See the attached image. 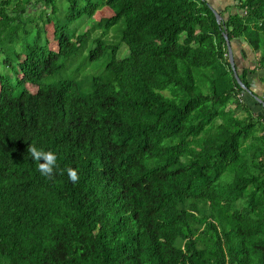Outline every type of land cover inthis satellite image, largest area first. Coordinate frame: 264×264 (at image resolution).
<instances>
[{"label": "trees", "instance_id": "16d2710c", "mask_svg": "<svg viewBox=\"0 0 264 264\" xmlns=\"http://www.w3.org/2000/svg\"><path fill=\"white\" fill-rule=\"evenodd\" d=\"M234 2L0 0V264H264V107L223 35L264 83V0Z\"/></svg>", "mask_w": 264, "mask_h": 264}, {"label": "clouds", "instance_id": "9594fccd", "mask_svg": "<svg viewBox=\"0 0 264 264\" xmlns=\"http://www.w3.org/2000/svg\"><path fill=\"white\" fill-rule=\"evenodd\" d=\"M29 151L31 152L33 159L40 161L38 168L41 174L51 177L54 174L57 164L56 153L51 150L45 151L42 148L37 147L35 144L29 146ZM68 176L72 181L78 179L77 171L72 168L68 169Z\"/></svg>", "mask_w": 264, "mask_h": 264}, {"label": "water", "instance_id": "95a60500", "mask_svg": "<svg viewBox=\"0 0 264 264\" xmlns=\"http://www.w3.org/2000/svg\"><path fill=\"white\" fill-rule=\"evenodd\" d=\"M208 1V0H207ZM209 5V7H210V9L212 10V12H213V14H214V16H215V19H216V22L218 23V22H220V20L223 18L222 16H221V14H220V11H221V8H219V6H211L210 4H208ZM223 35H224V38H225V40H226V45H227V55H228V61H229V63H230V66H231V68H232V70H233V74H234V77H235V79H236V81L238 82V84L240 85V87H241V92L242 93H248V94H250L251 96H253V98L257 101V102H259L263 107H264V101L262 100V98H260V97H258L253 91H251L252 90V88L250 89V88H247V86H245L243 83H242V81L239 79V77H238V75H237V72H236V70H235V62H236V60H235V57H234V54H233V51H232V48H231V41H229L228 39H227V35H226V33H223ZM250 87H253V81L251 82V84H250Z\"/></svg>", "mask_w": 264, "mask_h": 264}, {"label": "rangeland", "instance_id": "374dc122", "mask_svg": "<svg viewBox=\"0 0 264 264\" xmlns=\"http://www.w3.org/2000/svg\"><path fill=\"white\" fill-rule=\"evenodd\" d=\"M115 34H116V30H110L108 32V37L110 39L115 40V38H116V35ZM242 45L244 47V44H242ZM236 48H238V52L236 50V52L235 53L233 52V54H234V57H235V60H236L235 66L237 67V69L240 70L241 68H244V67L253 66L254 60L256 59L258 53L257 54L251 53L249 55V57L247 56L246 58L243 59L241 57V53H240V49L241 48H239L238 46ZM126 53H127L126 48L124 46H121L120 47V51H119V56L120 57H123V56L126 55ZM246 53H249V52L246 50ZM248 77H250V75ZM256 84H257V87L259 88L258 90H260V91L263 92V90H264V83L256 82ZM261 97L264 98L263 95H261Z\"/></svg>", "mask_w": 264, "mask_h": 264}, {"label": "crops", "instance_id": "0c3cea01", "mask_svg": "<svg viewBox=\"0 0 264 264\" xmlns=\"http://www.w3.org/2000/svg\"><path fill=\"white\" fill-rule=\"evenodd\" d=\"M209 2L213 5V6H219V8H221V10H223V9H225V7H227V6H231V4H234L235 2H234V0H209ZM232 9L234 10V8L232 7ZM231 9V10H232ZM232 51L235 53L236 52V50H237V52H238V48H236L237 46L239 47V48H243L242 46V44H239V43H237L236 41H233L232 42ZM248 51V50H247ZM249 52V51H248ZM251 53L249 52V53H246V55L249 57V55H250ZM242 55V54H241ZM252 82V81H251ZM254 91H258V87H257V84H256V81L254 80L253 81V87H251ZM252 107H253V109L255 110V111H257V112H259V109L257 108V107H255V106H253V105H251Z\"/></svg>", "mask_w": 264, "mask_h": 264}]
</instances>
